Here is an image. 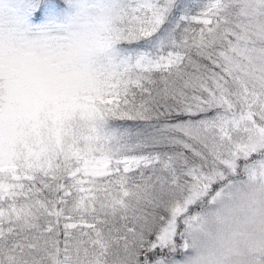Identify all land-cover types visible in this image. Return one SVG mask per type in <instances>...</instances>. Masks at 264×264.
<instances>
[{
	"label": "snow or ice",
	"instance_id": "obj_1",
	"mask_svg": "<svg viewBox=\"0 0 264 264\" xmlns=\"http://www.w3.org/2000/svg\"><path fill=\"white\" fill-rule=\"evenodd\" d=\"M0 264H264V0H0Z\"/></svg>",
	"mask_w": 264,
	"mask_h": 264
},
{
	"label": "rangeland",
	"instance_id": "obj_2",
	"mask_svg": "<svg viewBox=\"0 0 264 264\" xmlns=\"http://www.w3.org/2000/svg\"><path fill=\"white\" fill-rule=\"evenodd\" d=\"M41 135L42 136H47V129L46 128H42L41 129Z\"/></svg>",
	"mask_w": 264,
	"mask_h": 264
}]
</instances>
